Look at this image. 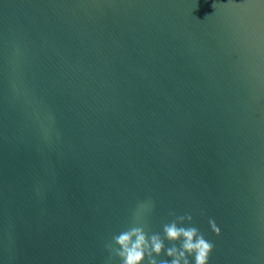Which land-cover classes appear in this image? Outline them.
<instances>
[{
    "label": "water",
    "instance_id": "water-1",
    "mask_svg": "<svg viewBox=\"0 0 264 264\" xmlns=\"http://www.w3.org/2000/svg\"><path fill=\"white\" fill-rule=\"evenodd\" d=\"M149 198L264 264V0H0V264H107Z\"/></svg>",
    "mask_w": 264,
    "mask_h": 264
},
{
    "label": "clouds",
    "instance_id": "clouds-1",
    "mask_svg": "<svg viewBox=\"0 0 264 264\" xmlns=\"http://www.w3.org/2000/svg\"><path fill=\"white\" fill-rule=\"evenodd\" d=\"M154 209L150 198L139 202L131 214V223L118 234H113L105 243L108 252L107 264H209L215 245L194 226L191 214L177 215L174 211L170 222L162 225L159 232H149L147 217ZM217 237L221 231L217 224L209 221ZM187 225V226H185ZM165 240L171 245L167 246ZM167 256L169 259H162Z\"/></svg>",
    "mask_w": 264,
    "mask_h": 264
}]
</instances>
